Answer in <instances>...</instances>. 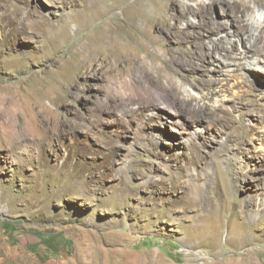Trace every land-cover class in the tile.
I'll list each match as a JSON object with an SVG mask.
<instances>
[{
  "label": "rangeland",
  "instance_id": "374dc122",
  "mask_svg": "<svg viewBox=\"0 0 264 264\" xmlns=\"http://www.w3.org/2000/svg\"><path fill=\"white\" fill-rule=\"evenodd\" d=\"M210 2L160 33V6L197 1L0 0V264L264 261V214L240 203L264 199V76L221 62L264 38Z\"/></svg>",
  "mask_w": 264,
  "mask_h": 264
},
{
  "label": "bare ground",
  "instance_id": "6f19581e",
  "mask_svg": "<svg viewBox=\"0 0 264 264\" xmlns=\"http://www.w3.org/2000/svg\"><path fill=\"white\" fill-rule=\"evenodd\" d=\"M196 1H197V3L195 5V7L186 6V7H184V9L181 12H179V10L177 9V6L174 4V9H173L174 13L171 14L170 16H166L167 15V11L160 6L161 17L158 18V21H159V23H162V24L158 27V29H159L158 31L160 33L163 32L166 27H170L169 23L172 22V21H173L174 29H178L179 28L178 25L184 20V18L188 14H190V15L193 14L194 16L197 15V16H200L202 18L207 17L209 15V10L206 9L204 7V5L202 4L203 0H196ZM210 1H211L210 2L211 5L213 3H219L220 2L221 4L224 5V7H226V9L224 11V18H225V20L227 22L236 21L234 19L240 17V14L242 15L241 18H243V22H245L247 24V26H248L247 33H244L242 35V37H241L242 41L243 40H248L249 43H252L253 41L255 42V41H258V40H261V39L264 38V5H261V4H254L253 5L251 3L249 4L246 0H233V2H230L228 0H210ZM158 9H159V6H158ZM231 17H233L232 20L230 19ZM127 18H128V16H127ZM45 21H46V19H45ZM125 22H126V20H125ZM42 23L44 25L45 24L47 25V21L46 22L42 21ZM204 23L206 25V31L209 34L210 33L214 34L216 32L221 31V29H222L221 25H219V23H217V22H212V21L208 20V23L207 22H204ZM130 24H131V22H130ZM155 24H156V22H155ZM127 26H128V24H127ZM127 26H126V28H127ZM190 26L193 27V26H197V25L194 24V23H189L188 27H190ZM130 27H132V26H130ZM193 33H194L193 36H200L202 34V30H198L197 32L194 31ZM171 36H172L171 37L172 40L174 39V40H177L179 42H183V40H185V32L183 30L182 31L179 30V32L172 33ZM107 37H109V36H107ZM188 37L189 36H187V38ZM128 38H129V36H128ZM103 40L105 41L106 39H103ZM249 43L246 44L247 47L249 46ZM123 44H121V45H123ZM121 45H119V47ZM220 46L221 47L223 46L222 48H225V45H223L222 41H218L216 46H214L213 49H212L213 53L217 52L221 48ZM113 47H114V45H113ZM122 47H124V46H122ZM203 48L204 49L202 50V54L200 56H198V57L201 59L202 63H205V62H208L209 55L213 54V53H212V51H211V53L207 52L205 46ZM95 51H97V50H95ZM126 51H128V50H125V52ZM226 51L230 52L229 55H227V56H230L233 60L232 61H226L224 59V57H222L223 59H221V62L224 63L226 65V68H227L225 73H228V74L231 75L232 72L237 71V68L239 69L240 67H242V68L247 69L248 71H250L252 73H256V74L262 73V76H264V51L258 52L256 54H250L247 51H242L241 53H235L234 51L232 52V50L230 51L228 47H226ZM129 52H130V50H129ZM95 53H98V51L95 52ZM91 54L88 57H86L84 62H88L89 63V61L92 58ZM120 56H122V55H120ZM94 58H96V57H94ZM116 58H119V57L117 56ZM147 59H148V56H146V58H144V59L139 61V68L147 67L148 71L153 76L154 75H158V77L164 78V75L160 71L158 65L157 64L149 65ZM238 59L239 60H245V63L244 64L239 63ZM221 62H220V65H221ZM193 64H195V63H193ZM165 79L167 80V82L169 84L175 82L171 78H166L165 77ZM244 79L247 81L248 76L247 77L244 76ZM217 81H218V79H215L213 81V83H216ZM222 97H224V96H222ZM218 100L219 99H216V101H212L214 106L218 105V102L220 101V100L219 101ZM6 113H7V110L4 109L3 110V114H6ZM8 126L11 127V128H9L8 131H11V132L14 131V125L8 124ZM7 141H8V139H7ZM18 142H19L18 140H15V139L12 138V140H10L8 143H10V145H12L14 150H21L22 146H21L20 142L19 143ZM240 203L242 204V207H243L244 211H246L247 214L249 213L251 220H254L256 217L262 216L264 214V199L263 198L258 199V200L254 199V198H245V199H243V201L241 200ZM253 249L254 248H249L244 253L245 256L243 258H240L238 260V262L230 263V261H224L221 264H264V261H260L259 258L254 255L255 251H253Z\"/></svg>",
  "mask_w": 264,
  "mask_h": 264
}]
</instances>
